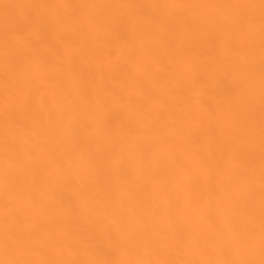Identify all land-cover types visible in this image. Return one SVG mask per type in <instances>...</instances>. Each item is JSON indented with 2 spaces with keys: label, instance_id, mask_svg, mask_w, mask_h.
Segmentation results:
<instances>
[{
  "label": "bare ground",
  "instance_id": "1",
  "mask_svg": "<svg viewBox=\"0 0 264 264\" xmlns=\"http://www.w3.org/2000/svg\"><path fill=\"white\" fill-rule=\"evenodd\" d=\"M264 0H0V264H261Z\"/></svg>",
  "mask_w": 264,
  "mask_h": 264
},
{
  "label": "snow or ice",
  "instance_id": "2",
  "mask_svg": "<svg viewBox=\"0 0 264 264\" xmlns=\"http://www.w3.org/2000/svg\"><path fill=\"white\" fill-rule=\"evenodd\" d=\"M21 264H27V262H21ZM261 264H264V261H262Z\"/></svg>",
  "mask_w": 264,
  "mask_h": 264
}]
</instances>
